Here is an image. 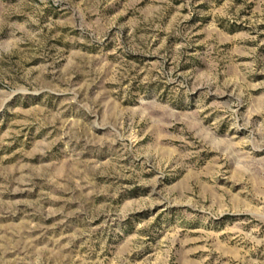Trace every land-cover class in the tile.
<instances>
[{
  "label": "rangeland",
  "instance_id": "374dc122",
  "mask_svg": "<svg viewBox=\"0 0 264 264\" xmlns=\"http://www.w3.org/2000/svg\"><path fill=\"white\" fill-rule=\"evenodd\" d=\"M0 264H264V0H0Z\"/></svg>",
  "mask_w": 264,
  "mask_h": 264
}]
</instances>
